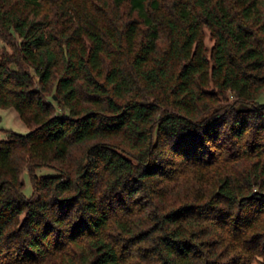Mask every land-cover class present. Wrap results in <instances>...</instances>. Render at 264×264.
<instances>
[{"label":"trees","instance_id":"obj_1","mask_svg":"<svg viewBox=\"0 0 264 264\" xmlns=\"http://www.w3.org/2000/svg\"><path fill=\"white\" fill-rule=\"evenodd\" d=\"M0 42V264H264V0H0Z\"/></svg>","mask_w":264,"mask_h":264},{"label":"rangeland","instance_id":"obj_2","mask_svg":"<svg viewBox=\"0 0 264 264\" xmlns=\"http://www.w3.org/2000/svg\"><path fill=\"white\" fill-rule=\"evenodd\" d=\"M206 42L211 46L212 41L209 36L206 38ZM4 44L0 42V51L2 50ZM259 101L264 102V95L261 96ZM10 131L17 133L25 134L29 131L28 127L20 118L18 111L15 108H0V140L6 137ZM36 175L39 177L42 176H52L59 174V171L55 168L48 166L38 167L35 171ZM25 179V194L31 196L33 193V185L30 177V173L25 170L24 173Z\"/></svg>","mask_w":264,"mask_h":264}]
</instances>
